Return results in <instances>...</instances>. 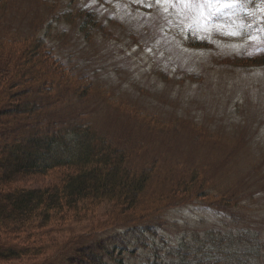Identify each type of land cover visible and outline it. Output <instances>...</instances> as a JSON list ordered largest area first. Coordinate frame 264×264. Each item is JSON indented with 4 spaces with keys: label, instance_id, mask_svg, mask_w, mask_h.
Instances as JSON below:
<instances>
[{
    "label": "rangeland",
    "instance_id": "374dc122",
    "mask_svg": "<svg viewBox=\"0 0 264 264\" xmlns=\"http://www.w3.org/2000/svg\"><path fill=\"white\" fill-rule=\"evenodd\" d=\"M233 3V7L220 5L222 11L206 31H200L195 13L156 0H0V49L4 58L16 62L28 42L10 43L5 38L15 34V39L16 32L36 35L59 46L65 65L71 58L78 74L82 71L85 78L106 87L103 90L91 83L89 92L81 96L80 88L68 78L71 69L61 74L54 64L34 61L25 69L32 87L47 77L53 81L54 95L64 92L65 99L56 104L59 118L72 122L76 116L67 113L84 114L122 150L132 155L136 150L144 153V159H135L138 170L157 162L147 189L149 199L171 189L174 166L181 164L191 174L199 173V180L200 175L208 180L207 194L218 199L239 195L236 208L245 210L249 221L264 233V64L237 63L264 58V0ZM9 49L17 54L11 56ZM238 55L242 57L236 58ZM44 88H36L42 96L39 99L31 101L33 95L29 94V98L19 97L27 98L36 113L8 109L0 115L3 154L27 142L20 139L25 131L31 140L41 138L38 151L46 145L50 132L44 135V127L50 118L46 121L44 115H50L53 108L42 104L53 91ZM4 120L11 125L4 126ZM22 127L27 129L20 130ZM61 178L60 171L47 176L31 174L15 185L42 187ZM209 202L205 196H195L165 210L166 227L157 238L161 251L180 245L182 233L188 232L190 239L193 231L224 228L231 222L229 210L221 211ZM110 206L111 201L104 202L95 217L72 218L75 220L64 231L54 234L59 239L84 234L98 218L103 223L113 218ZM108 226L105 232L110 234L120 229ZM234 227L242 229L246 222ZM148 240L142 245L132 239L131 244L145 247ZM125 253L126 264H148L143 249Z\"/></svg>",
    "mask_w": 264,
    "mask_h": 264
},
{
    "label": "trees",
    "instance_id": "16d2710c",
    "mask_svg": "<svg viewBox=\"0 0 264 264\" xmlns=\"http://www.w3.org/2000/svg\"><path fill=\"white\" fill-rule=\"evenodd\" d=\"M18 33L15 39V34L5 38L10 43L28 42V45H23L20 56L15 57L16 62L4 58V51L0 49V115L8 109L36 113L33 106L26 102L31 95V101L42 97L36 89L38 87L53 91L42 104L53 109H49L50 115H44L46 121L50 118L44 127V135L50 132V136L42 151H38L41 138L31 140L27 131L20 139L27 141L30 147L20 142L14 149L7 150L6 156L4 150L0 151V261H15L13 264H126L125 252L143 249L148 264H264V233L249 221L245 210L236 208L239 195H222L218 199L207 194L208 180L202 175L199 180V173L191 174L179 164L174 166L176 174L169 182L171 189L149 199L150 191L147 189L157 162L138 170L135 159H144V153L136 150L132 155L122 150L121 145L112 142V137L100 134L84 114L67 113L76 116L72 122L62 116L59 118L60 106L56 104L65 99L62 97L64 92L54 95L55 89L50 84L53 81L47 77H42L40 84L32 87L30 80L26 79L30 74L25 72L27 64L33 61L35 64H54L61 74L71 69L72 74L69 73L68 78L73 86L80 88L81 96L89 92L92 84L103 90L106 87L95 84L88 76L85 78L82 71L78 74L77 65L71 58L65 65L59 46L36 35L28 37ZM239 56L242 57L238 55L236 58ZM237 63L260 65L264 64V58L243 59ZM66 81L69 80L66 78ZM22 95L28 96L26 100H20ZM53 116L58 119L53 121ZM38 117L41 119L43 115ZM8 123L11 122H3L4 126L11 125ZM23 129L27 127L20 130ZM52 171L61 172V181L42 187L15 185L27 175L47 176ZM143 195L146 196L143 198ZM195 196H205L206 200H211L209 203L212 206L221 211L229 210L227 213L231 222H226L224 228L208 227L193 231L190 239L188 232L182 233L180 245L161 251L157 238L162 235L161 230L167 223L162 214L166 209L188 202ZM107 201L113 203L108 211L111 209L110 215H114L105 223L98 218L99 221L89 226L84 234L77 233L64 239L54 234L64 231V227L75 220L72 218L95 217L93 214ZM224 202L228 206L233 205L229 208ZM241 221L246 222V227L236 229L234 224ZM109 224L120 229L107 233L105 229ZM132 239L142 245L149 240L143 247L131 244ZM191 242L193 245L189 248Z\"/></svg>",
    "mask_w": 264,
    "mask_h": 264
},
{
    "label": "snow or ice",
    "instance_id": "6c2138e0",
    "mask_svg": "<svg viewBox=\"0 0 264 264\" xmlns=\"http://www.w3.org/2000/svg\"><path fill=\"white\" fill-rule=\"evenodd\" d=\"M156 3L173 8L179 5L185 11L195 13L197 16V27L200 31H206L208 25L212 23L213 17L222 11L220 5L224 7L234 6L233 0H156ZM213 5H216V7H213ZM165 10L167 11V8ZM188 30H191V26H189Z\"/></svg>",
    "mask_w": 264,
    "mask_h": 264
}]
</instances>
